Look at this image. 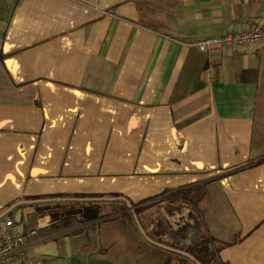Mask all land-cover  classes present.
I'll return each mask as SVG.
<instances>
[{
	"label": "crops",
	"instance_id": "obj_1",
	"mask_svg": "<svg viewBox=\"0 0 264 264\" xmlns=\"http://www.w3.org/2000/svg\"><path fill=\"white\" fill-rule=\"evenodd\" d=\"M253 21L264 0H0V217L26 234L17 264H178L146 235L163 222L186 244L177 216L198 217L220 261L264 264V44L196 45ZM58 192L123 200L53 227L23 198ZM127 200L159 201L144 228L110 218Z\"/></svg>",
	"mask_w": 264,
	"mask_h": 264
},
{
	"label": "trees",
	"instance_id": "obj_2",
	"mask_svg": "<svg viewBox=\"0 0 264 264\" xmlns=\"http://www.w3.org/2000/svg\"><path fill=\"white\" fill-rule=\"evenodd\" d=\"M28 204L34 207V213L41 216H48L53 227H67L75 222H87L93 219L103 218L108 212L105 213L106 200L121 201L123 196L118 193H68L58 192L50 194H38L32 196H23ZM152 200V199H151ZM173 199H169L172 201ZM129 202V200H127ZM131 202V201H130ZM159 202V201H157ZM157 202L155 201H141V203H132V211L125 212L121 215H112L110 218H117L128 214L138 221V225L144 228L139 215L153 207ZM126 209V205L123 206ZM104 211V212H103ZM126 211V210H125ZM132 215V216H131ZM190 226V231L189 227ZM197 226H200L198 217H196V224L194 226L189 223L183 224L177 229L178 235L185 240L188 236L189 241L183 244L180 241L172 239L168 226L163 224L161 228L158 227L152 232H146L149 239L156 243L166 246L172 251L178 250L172 257H176L178 264H228L222 262L218 258V246L215 239L208 235L205 231L200 230L197 234ZM191 232V233H190ZM175 233V232H174ZM168 235L170 237L164 238ZM176 235V233H175Z\"/></svg>",
	"mask_w": 264,
	"mask_h": 264
},
{
	"label": "built area",
	"instance_id": "obj_3",
	"mask_svg": "<svg viewBox=\"0 0 264 264\" xmlns=\"http://www.w3.org/2000/svg\"><path fill=\"white\" fill-rule=\"evenodd\" d=\"M216 44L224 48L239 45L264 44V22L253 21L240 30H226L219 36L210 37L196 43L199 50ZM31 233H34L32 231ZM26 234L18 229L10 217H0V264H17L26 256L24 247Z\"/></svg>",
	"mask_w": 264,
	"mask_h": 264
},
{
	"label": "rangeland",
	"instance_id": "obj_4",
	"mask_svg": "<svg viewBox=\"0 0 264 264\" xmlns=\"http://www.w3.org/2000/svg\"><path fill=\"white\" fill-rule=\"evenodd\" d=\"M262 95H263V89H260V94H259V101H260V99H261V97H262ZM264 111V105L263 104H261L260 102H257V113H258V115L259 114H261L262 112ZM122 207V206H121ZM110 209H108V211H109ZM151 216H152V218L154 217V215H153V209H151ZM143 218V221L145 222V223H148V221H149V216H144V217H142ZM170 220H172V222H174V221H176V225H177V228L179 227V225L181 226L182 224H183V220H184V217H175V218H171ZM75 222V221H74ZM73 222V223H74ZM72 223V224H73ZM174 227V226H173ZM176 228V229H177Z\"/></svg>",
	"mask_w": 264,
	"mask_h": 264
},
{
	"label": "water",
	"instance_id": "obj_5",
	"mask_svg": "<svg viewBox=\"0 0 264 264\" xmlns=\"http://www.w3.org/2000/svg\"><path fill=\"white\" fill-rule=\"evenodd\" d=\"M127 206L130 208L131 207V204L129 203V202H127ZM141 228V227H140ZM141 231L143 232V230L141 229ZM144 233V232H143ZM147 239H149L148 237H147ZM157 244H159L160 246H162V247H166L165 245H163V244H160V243H157ZM174 251H176V252H179L178 250H174Z\"/></svg>",
	"mask_w": 264,
	"mask_h": 264
}]
</instances>
